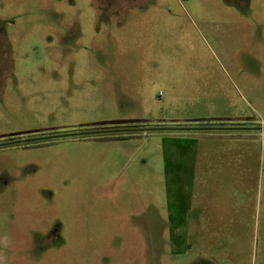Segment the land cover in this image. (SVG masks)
Here are the masks:
<instances>
[{
  "label": "rangeland",
  "instance_id": "1",
  "mask_svg": "<svg viewBox=\"0 0 264 264\" xmlns=\"http://www.w3.org/2000/svg\"><path fill=\"white\" fill-rule=\"evenodd\" d=\"M21 136L0 264H264V0H0Z\"/></svg>",
  "mask_w": 264,
  "mask_h": 264
},
{
  "label": "flooded vegetation",
  "instance_id": "2",
  "mask_svg": "<svg viewBox=\"0 0 264 264\" xmlns=\"http://www.w3.org/2000/svg\"><path fill=\"white\" fill-rule=\"evenodd\" d=\"M135 122L133 123H127V124H118V125H110V124H106V125H90L92 127H90L89 129H92L89 132H85V133H80V134H75V135H104V134H111V133H115V132H136V131H140L139 129H126V127H128L129 125H133ZM135 128V127H133ZM26 141H31L28 139H25L23 136L21 137H10L9 141L0 144V148L1 147H6V146H11V145H17Z\"/></svg>",
  "mask_w": 264,
  "mask_h": 264
},
{
  "label": "water",
  "instance_id": "3",
  "mask_svg": "<svg viewBox=\"0 0 264 264\" xmlns=\"http://www.w3.org/2000/svg\"><path fill=\"white\" fill-rule=\"evenodd\" d=\"M133 122H136V121L122 120V121H113V122H101V123H97L95 125H106V124L118 125V124H127V123H133Z\"/></svg>",
  "mask_w": 264,
  "mask_h": 264
},
{
  "label": "crops",
  "instance_id": "4",
  "mask_svg": "<svg viewBox=\"0 0 264 264\" xmlns=\"http://www.w3.org/2000/svg\"><path fill=\"white\" fill-rule=\"evenodd\" d=\"M182 176H184V174H182ZM182 176H181V177H182ZM186 183H187V182H185V185H186L185 187L187 188V184H186Z\"/></svg>",
  "mask_w": 264,
  "mask_h": 264
}]
</instances>
